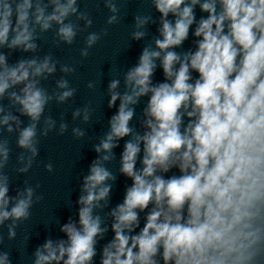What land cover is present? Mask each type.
I'll use <instances>...</instances> for the list:
<instances>
[{"label":"clouds","instance_id":"1","mask_svg":"<svg viewBox=\"0 0 264 264\" xmlns=\"http://www.w3.org/2000/svg\"><path fill=\"white\" fill-rule=\"evenodd\" d=\"M150 2L160 14L159 37L124 74L123 92L118 91L119 79L108 84V107L117 101L119 106L109 130L93 146L98 155L83 177L78 222L69 218L61 226L66 239L49 238L37 247L32 264H94L97 244L109 231L98 210L108 207L109 182L116 180L106 165L125 137L119 172L132 183L122 203L107 213L114 236L103 246L100 264H264V0ZM105 6L113 13L106 23H118L116 3L105 0ZM197 6L207 16L197 20ZM151 20L137 15L131 38L142 40ZM78 21L85 29L92 26L78 0H0V48L35 53L36 41L54 26L53 43L72 45L83 31ZM193 25L194 47L178 52ZM107 34V28L89 33L81 57L87 58ZM58 64L48 54L10 65L0 52V101H9L7 110L0 103V129L18 132L17 145L24 150L17 157L20 173L32 168L39 137L56 129V121L44 116L46 106L54 100L63 104L76 94L64 77L51 93L42 86ZM158 67L164 80L154 83ZM59 70L70 75L76 68L60 64ZM143 97L148 100L141 133L130 122ZM12 109L27 116L29 124L21 128ZM93 111L89 101L73 112V119L82 116L87 124ZM67 130L61 122L57 134ZM72 135L79 140L86 133L74 127ZM10 152L8 140L0 139V226L11 221L8 239L13 240L43 196L37 195L39 184L27 182L9 196L4 169ZM45 169L51 173L53 165ZM0 264H12L9 252L0 251Z\"/></svg>","mask_w":264,"mask_h":264}]
</instances>
